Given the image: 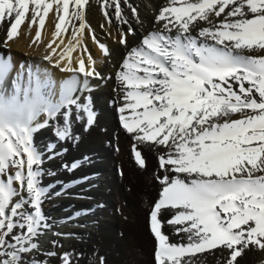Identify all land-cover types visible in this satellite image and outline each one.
Returning a JSON list of instances; mask_svg holds the SVG:
<instances>
[{"label": "snow or ice", "instance_id": "1", "mask_svg": "<svg viewBox=\"0 0 264 264\" xmlns=\"http://www.w3.org/2000/svg\"><path fill=\"white\" fill-rule=\"evenodd\" d=\"M101 2L109 23L111 8L114 19L128 25L119 41L127 48L128 35L136 31L121 0ZM88 3L0 0L8 41L29 14L31 25L43 29L52 13L56 37L71 28L67 46L57 53L50 43L43 57L71 74L58 89L48 68L21 65L13 76L11 58L0 56V264H47L34 258L51 228L42 210L50 186L42 184L44 155L35 134L53 127L56 140L68 142L78 139L74 121L95 123L91 99H80L90 79H102L84 44ZM128 7L140 23L137 9ZM154 23L159 27L128 48L116 79L123 92L118 108L123 128L138 144L163 152L159 163L166 174L157 177L163 188L150 213L155 259L194 264L197 253L220 249L229 253L225 264H235L250 246L264 250V0H169ZM91 38L96 41L94 33ZM77 47L81 51L73 59ZM99 47L111 55L106 45ZM55 147L48 146L49 159L59 155ZM135 159L145 165L140 150ZM165 223L180 226L175 230L180 242L169 241ZM72 257L62 253V264H73Z\"/></svg>", "mask_w": 264, "mask_h": 264}, {"label": "bare ground", "instance_id": "2", "mask_svg": "<svg viewBox=\"0 0 264 264\" xmlns=\"http://www.w3.org/2000/svg\"><path fill=\"white\" fill-rule=\"evenodd\" d=\"M168 3L169 0H127L125 4V0H121L129 25L136 31L135 36L128 35L127 48L119 41L128 25L117 22L111 8L108 12L113 19L109 23L103 15L101 0H89L85 7L88 28L84 31V44L97 61L96 69L102 79H90L89 90L82 91L80 99L85 103L91 99L96 120L92 126L82 121L73 122L77 140L58 142L53 127L34 136L36 147L44 155L42 184L50 186L42 210L51 225L40 240L41 250L34 254L35 259L46 260L47 264H62L61 254L67 252L73 254V264H100L101 257L104 264H158L155 259L158 241L150 230L149 214L153 201L163 188L157 179L166 174L159 163L163 152L156 147L138 144L123 128L118 111L123 92L116 74L128 48L137 46L143 35L159 27L154 23L155 17ZM128 5L137 9L140 23ZM56 22L50 13L45 18V27L40 29L38 24L31 25L29 14L12 41L7 40L9 22L0 23V56L11 58L13 76L24 60L25 66L48 68L57 89L60 82L71 75L58 71L43 59L51 51L50 43L59 53L71 39L70 27L60 37L55 36ZM93 33L96 41L91 38ZM61 40L63 45H60ZM100 43L109 48L110 56L104 55ZM80 51L77 47L73 59ZM111 100L113 106L109 104ZM52 143L56 144L55 152L59 155L49 159L48 146ZM135 150L142 153L143 167L135 159ZM75 161H80L76 169L65 167ZM119 168H122V176ZM168 219H171L170 215L163 217L165 222ZM177 227L180 226L165 223L162 228L170 242H180L175 231ZM47 252L57 255L47 256ZM228 255L227 251L222 253L220 249H212L197 253L193 260L194 264H225ZM235 264H264V250L250 246Z\"/></svg>", "mask_w": 264, "mask_h": 264}, {"label": "rangeland", "instance_id": "3", "mask_svg": "<svg viewBox=\"0 0 264 264\" xmlns=\"http://www.w3.org/2000/svg\"><path fill=\"white\" fill-rule=\"evenodd\" d=\"M25 62H26V60L22 61L21 64L24 65ZM109 104H110V106H113L114 103H113V101L111 100ZM119 173L121 174V176L123 175L122 168H121V169L119 168ZM161 192H162V189L160 190V192H159L158 195L156 196L155 200L153 201L154 203H153V205H152V209H151V211L153 210V207H154L155 202H157L158 199L160 198V195H159V194H161ZM156 199H157V200H156ZM150 213H151V212H150ZM149 220H150V214H149ZM157 244H158V243H157ZM157 248H158V245H157ZM157 248H156V250H157ZM156 250H155V251H156Z\"/></svg>", "mask_w": 264, "mask_h": 264}]
</instances>
